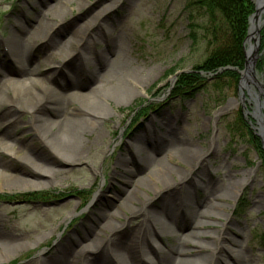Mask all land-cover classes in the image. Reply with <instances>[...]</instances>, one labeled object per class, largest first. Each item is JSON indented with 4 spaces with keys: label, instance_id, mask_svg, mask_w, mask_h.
<instances>
[{
    "label": "rangeland",
    "instance_id": "rangeland-1",
    "mask_svg": "<svg viewBox=\"0 0 264 264\" xmlns=\"http://www.w3.org/2000/svg\"><path fill=\"white\" fill-rule=\"evenodd\" d=\"M43 4L54 8L43 19L47 25L42 36L29 39L24 33L15 32L25 42L26 55L35 64L34 75L42 78L47 86L55 88L59 81L63 83L71 77L68 68L60 75L51 72L59 67L62 57H73L76 58L72 59L76 62L74 65H80L85 74L79 81L78 92L86 93L91 84L87 75L98 69L96 54H106L109 44L116 47L115 60L111 57V63L117 59L119 66L134 69L146 77L139 78L138 83L124 78L123 83L130 89L125 98H113L104 92V96L88 95L80 101L96 99L104 116L95 125L89 124L92 131L87 136L90 146L86 155L75 163L53 166L61 171L50 176L44 186L22 182L4 184V177L9 175L31 178L21 161L22 153L14 155L0 145V232L26 245L3 254L0 264H35L43 253L51 255L65 239L80 235L99 213H115L114 224L128 227L141 220L143 208H158L161 194H154L161 187L140 159L146 153L160 156L156 153L158 148L153 146V141L159 138L172 140L169 151L162 157L164 164L175 172L166 174L165 182L173 184L180 173L188 175L182 181L189 190L191 210L185 206L180 208L182 216L172 222V232L182 236L195 230L189 226L187 217L193 210L206 209L194 200L204 198L207 188L218 190L219 184H224L227 189V199H212L224 207L222 211L216 210L218 218L204 219L210 226L202 229L206 235L199 241L207 245V251L192 247L193 252L182 257L194 260L219 255L224 258L222 254L233 246L227 239H218L221 231H226L231 238L241 231L244 237L239 238L240 248L254 264H264V135L260 130L261 124L264 126V121L260 123L264 108L260 107V114H256V104L263 101L264 93L259 94L252 83L250 91L242 87L240 70L235 80L224 79L218 88L212 85V74H209L202 75L205 76L202 86L192 93L178 92L179 73L192 70L207 53L200 32L195 44L188 36L186 0H72L70 3L51 0L48 4L46 0H0V74L5 77L17 78L19 70L29 62L23 59L24 63L20 64L11 57L9 32L23 25L33 26L45 12ZM103 16L111 21L97 29L94 22ZM260 18L262 23L257 33L251 35L249 44H255L258 37L253 71L264 87V6ZM49 41L54 43L52 48ZM83 43L85 48L88 46L82 51L83 58L74 57L76 47ZM57 44H64V49L57 50L61 58L53 57L57 54ZM6 89L10 94L16 91L17 85ZM251 90L259 94V101L250 94ZM38 108L37 113L43 107L38 105ZM65 111L74 113V104H69ZM30 120L28 112H9L1 118L0 132H5V140L20 147L25 154L49 156L50 149L29 128ZM140 145L143 152L135 153ZM183 147L194 148L195 153L188 160L177 151ZM125 168L131 172L124 171ZM197 173L199 178L195 176ZM139 179L142 180L138 184L143 183L147 188L135 183ZM129 189L137 194L125 201V191ZM172 195L176 202L178 190ZM140 198L147 199V204L142 206ZM132 208L139 212L132 214ZM225 217L232 220L231 228ZM39 235H43L40 242L32 241ZM105 235L112 234L106 231ZM172 237V234H160L149 242L147 249L154 261H157L158 248L167 251V247L176 243ZM154 261L151 263L156 264Z\"/></svg>",
    "mask_w": 264,
    "mask_h": 264
},
{
    "label": "bare ground",
    "instance_id": "bare-ground-1",
    "mask_svg": "<svg viewBox=\"0 0 264 264\" xmlns=\"http://www.w3.org/2000/svg\"><path fill=\"white\" fill-rule=\"evenodd\" d=\"M46 1L48 4L51 0ZM62 1L64 3H70L72 0ZM122 1L124 2L125 0ZM258 2V12H261L264 6V0H258ZM41 7L45 9V12L41 13L42 16L35 20L36 23L33 26L27 27L23 25L20 29L15 28L7 36V41L10 44V55L11 57L13 56L14 61L23 64L24 59V61L28 60L29 62H27L26 67L24 65L22 66L23 68L19 70L17 78L13 79L5 77L2 73L0 74V109L2 110L0 113V121L9 112L13 114L28 112L31 119L29 128L34 132V136L50 149V154L49 156L35 153L25 154L20 147L15 146L13 143H8L9 140H5V137H7L5 132H0V145L14 155L22 153L21 161L24 164L23 166L29 171V177L31 178L21 179L17 176L9 175L4 177V184L6 182H22L23 184L36 185L37 187L44 186L50 180V176L58 174L61 171L59 168H53V166H61L66 163H75L81 160L86 155L90 146L87 136H90L92 130L89 126L95 125L97 120L104 116V112L96 99L85 101L84 103L80 101L88 95L104 96V92H108L113 98H125L130 93V89L123 83L124 78L138 83L139 78L146 77L134 69L119 66L117 59L115 63H111V57L115 60L116 47L114 44H109V49H105L106 54H102V52L100 55L98 53L96 54L98 69L91 76L87 75L91 84H89V90L86 93L78 92L80 90L79 81L85 74L80 65H74L76 62L73 61L76 58L74 59L73 57H62L58 62L59 67L53 69L51 72L52 75H60L64 69L68 68L71 72V77L63 80V83L59 81L55 88L47 86L42 78L40 79L34 75L35 69L33 67L35 64L26 55L25 42L15 32L19 31L21 34L24 33L29 36V39L42 36V32L47 25L43 19L49 16L50 11L54 7L46 4L41 5ZM95 18L90 21H94ZM110 21L108 16H103L94 23L98 29L107 25ZM261 23L259 13L257 19H254L251 23V35L257 33ZM48 43L52 48L54 43L52 41ZM257 43L258 37L256 36V46ZM83 44L76 47L74 57L78 55V57L83 58L82 56L85 53H82V51L85 52V49L88 47L85 48V43ZM250 45L251 47L248 53L249 64L244 72L241 86L248 88L250 91L249 84L252 83L259 88V94H262L264 91L260 89V83L251 70L250 61L254 56L255 47H253V44ZM1 46H3L2 43ZM55 49L57 54L55 56L53 55V57L61 58V53L57 50L61 51L64 49V44H57ZM1 60L2 58H0V63ZM12 84L17 85V89L9 94L6 88H9ZM5 89L6 93L3 91ZM250 94L254 95L257 101H259L258 93L251 90ZM69 104H74V113L67 114L65 111ZM38 105L43 108L37 113L39 109ZM260 107L264 108V99L257 103L256 114H260ZM15 121L16 119L13 120V123ZM261 121H264V115L261 116L260 123ZM260 130L262 135H264V126L262 124ZM159 139L153 141V146L158 148L156 153H159L158 155L160 156L146 153L140 159V163L146 169L147 173L151 174L154 182L161 187L154 194H161V202L158 201L159 206H157L159 210L158 208H143L141 220L135 225L128 227H123V224L120 223L114 224L112 218L116 216L115 213H99L100 215L94 216L90 225L80 235H77L76 238L69 237L65 239L63 244L58 245L51 255L43 253L37 258L35 264H152L151 262L154 261V257L151 256L152 254H150L147 246L151 240L153 241L160 234L164 236L172 234V238L176 243L169 246V248L167 247V251L158 248L157 261H154L156 264H200L204 260H208L207 264H211L210 262L215 264H229V261L231 264H254V260L240 248L241 240L239 238L244 237L241 231L234 233L235 238H231L226 231H221L218 239H227L228 243L233 246L227 253L222 254V256H225L224 258L219 255L215 257L209 255V258L206 256L197 257L194 260L182 257L184 254L193 252L192 247H197L199 251H207V245L203 241H199L206 235L202 229L209 228L210 226L209 222L204 219L218 218L219 214L216 210L220 208L222 211L224 207L213 200L223 201L227 199V189H225L226 185L224 184H219L218 190H208L207 188L204 198H201V200L195 198L194 200L195 204L204 205L206 209L199 212L193 210L191 213L189 212V216L187 217L189 226L195 230L182 234L183 237L179 233L172 232V222L182 216L180 208L185 206L186 209L191 210L188 198L189 190H187L188 187L182 181L188 175L180 173L177 180L173 179V184L165 182V175L175 172L172 168L164 164L162 157L169 151L168 147L171 145L172 140L163 141L162 138ZM143 150V146L140 145L137 147L135 153L139 152L141 154ZM177 151L186 160L190 159L193 153H195L194 148L190 147H183L182 149H177ZM131 157H133L132 154ZM124 171L131 172L127 168ZM198 173L195 176L199 178ZM0 176H2L1 170ZM141 180L139 179L135 183L138 184ZM199 181H202V179H199ZM138 185H141L142 188H147L143 183ZM176 190H178V197L175 202L172 193ZM132 194L136 195L137 192L133 189L125 191V201H130ZM179 194L183 195L179 197ZM140 203L144 206L147 204V199L140 198ZM119 207L121 209L124 208L121 205ZM130 212L136 214L139 210L132 208ZM32 214L34 215V212ZM225 218H227V225L231 228L232 220L228 217ZM106 231L112 235L106 236ZM42 239L43 235H39L34 237L32 241L40 242ZM23 245L26 247L25 244L19 243V240L12 239L7 234L0 232V257L3 254H9L14 249L21 248ZM190 246L191 248H189Z\"/></svg>",
    "mask_w": 264,
    "mask_h": 264
},
{
    "label": "trees",
    "instance_id": "trees-1",
    "mask_svg": "<svg viewBox=\"0 0 264 264\" xmlns=\"http://www.w3.org/2000/svg\"><path fill=\"white\" fill-rule=\"evenodd\" d=\"M184 8L188 13V36L191 42H197V32H200L207 53L192 70L179 73L178 92L192 93L203 82L205 76L202 75L212 74V85L216 88L224 79L235 80L237 70L243 66V40L248 16L254 10L252 1L186 0ZM242 123L247 126L244 120Z\"/></svg>",
    "mask_w": 264,
    "mask_h": 264
},
{
    "label": "water",
    "instance_id": "water-1",
    "mask_svg": "<svg viewBox=\"0 0 264 264\" xmlns=\"http://www.w3.org/2000/svg\"><path fill=\"white\" fill-rule=\"evenodd\" d=\"M253 2V4H254V11H253V13L248 17V27H247V34H246V36H245V38H244V41H243V45L245 46H243V55H244V64H243V69L242 70H240L239 71V73H240V75H241V78H240V81H242V79H243V76H244V72L246 71V69H247V67H248V64H249V61H248V53H249V49H250V47H251V45L249 44V40H250V37H251V23H252V21L255 19H257V17H258V14L260 13V12H258V7H259V2H258V0H253L252 1ZM253 47H255L254 48V56H253V58H252V60L250 61V65H251V70H252V72H254L253 71V64H254V60H255V58L257 57V52H256V45L255 44H253ZM227 68H229V67H227ZM260 83V82H259ZM260 85V89L261 90H263L264 91V87L261 85V84H259ZM257 87V86H256ZM248 89V88H247ZM257 89L259 90V88L257 87Z\"/></svg>",
    "mask_w": 264,
    "mask_h": 264
}]
</instances>
